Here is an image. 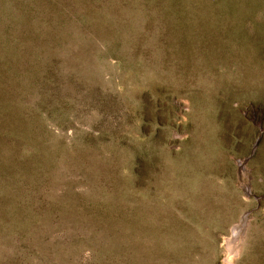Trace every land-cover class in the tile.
<instances>
[{
  "label": "rangeland",
  "instance_id": "374dc122",
  "mask_svg": "<svg viewBox=\"0 0 264 264\" xmlns=\"http://www.w3.org/2000/svg\"><path fill=\"white\" fill-rule=\"evenodd\" d=\"M0 264H264V0H0Z\"/></svg>",
  "mask_w": 264,
  "mask_h": 264
}]
</instances>
